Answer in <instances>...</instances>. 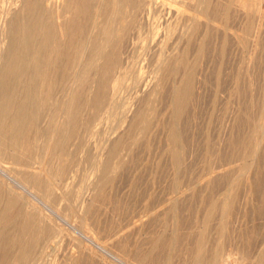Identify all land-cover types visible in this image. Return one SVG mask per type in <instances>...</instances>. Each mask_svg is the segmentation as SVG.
<instances>
[{
	"label": "rangeland",
	"instance_id": "rangeland-1",
	"mask_svg": "<svg viewBox=\"0 0 264 264\" xmlns=\"http://www.w3.org/2000/svg\"><path fill=\"white\" fill-rule=\"evenodd\" d=\"M77 1V7L81 5V2L83 3V0ZM113 1L89 0L91 2L90 12L85 13V16L81 15L82 20L80 17V22L86 24L83 25L84 29L86 28L83 35L85 36L84 38H88L86 41L90 39L91 43L94 42V44L89 43L90 45L87 44L84 48L82 45L84 38L78 44L79 46L77 45L78 47H74L75 49L73 45H70V42L66 46L64 44L63 53L66 51L65 53L67 54L65 55L64 53L65 57L67 58L68 56V59L70 57L71 59L70 61L65 57V60L62 59L61 62L70 63L67 66L66 62L61 63L60 71L64 73L58 72L61 76L57 75L59 79L56 77L58 81H55V84L59 81L61 83V80L67 81L70 76L74 75L72 78L70 77L71 80L64 81L67 84L65 86L63 82L56 84L54 88H59L60 92L53 88L57 94H54V100H56L58 106L55 107L57 113L54 114V117H56L53 123H48L51 120V114L50 117H45L47 112L43 109L42 111L39 110L40 107L38 108V116H41L35 117L34 123L25 125L24 128H22V125L19 127V123L12 127L10 121L16 112L13 108L10 112L8 111V114L2 115L3 117L0 115V132L2 131L0 134V145L2 146H0V171L3 172H0V213L6 212L3 222H0V264H264V135L263 137L260 135V133L264 134V0H254L255 2L253 0H172L174 3L170 0H151L155 1V5H157V13L156 8L151 12V16H154L153 20L151 16L148 18L144 17L145 19L140 16L139 19L138 17L135 19V22L130 20L132 18H129V9L124 6L120 12H123L125 16L122 13V15L119 14L120 17L118 18V15L114 14L116 18L112 19L113 14L110 12L115 4ZM33 2L32 0H0V69L2 71L0 72V81L3 79L2 76L6 78L4 89L0 86V100L2 99L0 106L6 99L11 103L12 98L16 101L12 100L14 104L11 105H17L22 102L27 103L26 87L29 86V90L31 87L39 90L41 86L37 79L39 75H36L37 67L33 63V58L27 60L29 63L27 71H23V73L19 70L21 73L20 77L16 76L19 75L17 74L19 72L16 71L15 75H11L13 71L9 72L10 70H8V61L19 55L18 52L20 51V48L18 49L19 46L17 47L15 43H12V45L17 49L9 44V38L11 34L19 36L20 28L16 26L22 24L23 22L21 21H25L24 18L33 12ZM101 3L103 7L100 5ZM179 4L182 5L179 6ZM104 7L107 9H104ZM168 8L181 11L180 13L185 16L182 17L180 14V16H175V18L174 16L173 18L168 17L166 14ZM26 9L30 12L26 11ZM97 15L98 17H96ZM114 19H118L119 23L114 21ZM90 20L92 23H89ZM16 21L18 22L17 25ZM112 21L119 25L112 23ZM147 21L149 22L147 23ZM93 22L94 24L97 22L96 26ZM132 23L136 24L133 25V27L135 26L134 28L131 27ZM87 24H89L90 30ZM107 24L111 26V29H114L112 27L116 28L112 31L114 36L112 37L113 43L108 44L109 46H103L104 43L102 41L107 39L109 34L103 33L100 28L105 27ZM186 24L190 27L189 29ZM181 26L183 27L180 28ZM120 27L123 30L116 35ZM14 28H17L15 29L17 33ZM155 28L158 32L154 31ZM135 29H137V33L140 30L137 35ZM98 31L100 34H98ZM127 31L128 35H126ZM181 33L183 34L181 35ZM201 34H204V36H201ZM158 35L160 36L158 37ZM115 36L117 37L115 38ZM125 36H129V39ZM101 42L103 43L102 45ZM116 42L119 45L116 46ZM123 42L125 43L124 45L121 44ZM126 44L127 46L131 44V48L128 46V49L125 46ZM156 45H158V48H156ZM81 46L82 49H80ZM96 46L99 50L103 46V52L106 51L105 48L107 47L106 55L105 52L98 51ZM68 47L69 49L73 48L74 51L73 49L68 50ZM13 48L16 50L12 51ZM4 50L12 56L9 53L5 54ZM11 51L14 53L12 54ZM68 51H70V54ZM117 51L119 53H116ZM89 52L97 58H94L93 55L92 57ZM101 52L105 55V60ZM75 54L78 56L77 58ZM95 54L98 55L96 56ZM5 55L6 57H3ZM129 55L130 57L128 58ZM79 56L82 57L80 58ZM90 56L92 58H88ZM100 56L103 59L99 60ZM116 57L117 59L120 58L121 61L120 59L117 60ZM88 59L90 60L88 61ZM112 59L115 60L114 62L119 61L116 69L119 70L120 68V71L117 72L115 69V74L112 72L115 77L111 76L108 78V80L111 79L110 81L115 78L118 79L115 91H113V85L116 79L114 82L107 81L103 75L105 71H102L105 70V66L107 67L106 62L110 60V62L108 61L109 63L107 62L109 65L113 62ZM87 65H91L89 66L90 69H87L89 73L86 69H83L84 66L88 68ZM70 66L71 68L69 69ZM123 66H125L124 69ZM66 67H68L67 70ZM79 71H81L80 74H78ZM5 72L6 74H4ZM116 73L119 74L117 75ZM66 74L69 77H66ZM43 77L44 75L42 77L39 76L42 79ZM60 77L63 79H60ZM80 77L82 79L85 77L84 80L89 78L88 83L87 81H81ZM78 78H80L79 81H77ZM28 79L30 81H27ZM42 79L39 80L42 81ZM7 80H9L8 83ZM80 81L84 83H82L83 86H80L82 85ZM23 82L25 83L24 87ZM92 83L95 84H93V87ZM76 84H78V87ZM108 84H110L111 88ZM14 85L15 88H12ZM90 85L91 91L89 89ZM8 86L9 88H7ZM18 86L19 88H17ZM67 87L69 90L71 88L73 92H71L69 97L65 93L68 90ZM151 87L152 89H150ZM6 89L10 92H6ZM86 89H88L87 92L85 91ZM102 89L107 90L103 92ZM57 91L60 93V97ZM1 92H4L3 95ZM109 94H112L110 95L111 97ZM57 96L58 98L55 99ZM64 97L65 99L68 98L65 100ZM37 98L40 99L42 97L38 96ZM100 98H102V103ZM106 98L110 101H106ZM71 99L76 100L72 104L74 105L72 106V112L74 115L77 114L75 117L73 115V119L75 118L73 121L76 124L71 121L70 125L63 126V123L57 121L61 119L64 121L66 118H61L62 115L59 113H62ZM60 101L61 103L59 104ZM76 102H78L77 105ZM94 104L98 105L97 107L101 108V110L97 109ZM78 106H81L80 109ZM84 109L87 111H84ZM78 111H81V114H78ZM22 114L25 116L24 111H22ZM79 118L81 119L79 120ZM95 120L97 121L96 123ZM55 123H59L58 127L61 130L66 129L63 132L60 129L56 131L55 136H58L59 139L55 136L53 137ZM40 124L43 125L40 126ZM89 125L92 126V129ZM77 126L81 128V134L80 131L78 132L79 128ZM87 126H89V131ZM69 128H73V130ZM75 128L78 133L74 131ZM25 130L30 131L29 133L31 134ZM67 130H70L71 134ZM43 131L46 132V136ZM72 131L74 132L72 133ZM61 132L64 133V137ZM84 132L87 133L82 134ZM75 133H77L76 136ZM89 133L92 134V137ZM47 134L50 137H47ZM12 135H15V138H19V140L10 142ZM67 135L70 136V139L66 138ZM71 135L75 136V138L73 137L74 142ZM26 136L28 139H26ZM29 136H31L30 139ZM83 137H86V139ZM47 138L49 141H47ZM65 140L67 143L69 141V143L64 144ZM48 142L50 143L47 144ZM26 143L34 144L29 145ZM58 143L60 144L58 145ZM9 144L11 145V150L9 149ZM24 144L28 146L26 147ZM54 144L59 147H55ZM42 145L43 148L48 146L43 149ZM51 145L54 148H51ZM20 146L22 147L20 148ZM25 150H28L29 154ZM4 151L5 153H3ZM49 151H53L56 154L55 158H52L54 157L53 152L51 154ZM66 151L65 156L63 153ZM45 153L49 154L45 155ZM255 153L256 155H254ZM13 156L15 157L13 158ZM18 156L19 159L17 160ZM64 156L67 159L65 158L64 160ZM72 156L76 159L75 161ZM20 157H24V159L22 160ZM45 158L47 159L46 162L49 161V163L44 162ZM59 159L62 164L65 163L63 167ZM25 160L29 161V163L27 164ZM71 161L76 166L70 164ZM12 162H17V165ZM44 163L47 165L43 166ZM56 167L58 170H56ZM20 169L22 170L20 171ZM40 169L45 171L42 172ZM50 170H53L54 174ZM67 170L70 172L66 173ZM218 170L221 172L220 174ZM50 173L52 176L54 175L52 178ZM60 174L64 175L61 176ZM66 174L71 175V178ZM47 175H49L48 178L50 179H47ZM60 176L61 181L59 180ZM26 180L29 181L27 182ZM63 180L65 181L63 182ZM58 181L60 182L59 187ZM50 183L51 185H48ZM63 183L65 187L62 186ZM245 186L248 187L246 188ZM62 187H64V190ZM48 189L49 192H46ZM61 192L64 196L60 194ZM175 197L176 199H174ZM167 199L170 200L167 202ZM10 202L13 203V206L9 204ZM29 210L32 214L29 213ZM31 218L35 219V224L31 221L30 227L27 228L24 234L20 225L25 219L27 221ZM133 222H135L136 226ZM114 235L116 237H113ZM88 236L92 242L88 240ZM20 237H22L21 242L24 243V247L26 246V252L29 253L26 254L25 259L14 261L12 256L16 255L19 250V245L17 244L19 241L13 240ZM44 241L47 242L45 243ZM98 247L101 248L99 249ZM31 251L32 253H30Z\"/></svg>",
	"mask_w": 264,
	"mask_h": 264
},
{
	"label": "bare ground",
	"instance_id": "bare-ground-1",
	"mask_svg": "<svg viewBox=\"0 0 264 264\" xmlns=\"http://www.w3.org/2000/svg\"><path fill=\"white\" fill-rule=\"evenodd\" d=\"M171 2H172V0H170ZM169 1V2H170ZM173 1H175V0H173ZM230 1V0H229ZM244 1V0H243ZM254 1V0H253ZM22 2H24V1H22ZM29 2V1H28ZM32 2H33V0H32ZM75 2V0H34V2L32 3L33 4V12H31L29 15H25L26 16V18H24L25 19V21H21V22H23L22 24H18V22L16 23V27L17 28H20V31L18 32L19 34V36H16L15 34L13 35V34H11V36H10V42H9V44H11L12 45V43H15L16 45H17V47H18V49L20 48V51L18 52L19 53V55H17L16 57H14V58H12V59H8L9 61H10V63H9V61H8V70H10L9 72H11V71H13V72H11V75H15V73H17V72H19V70H20V72H23V71H27V68H29L28 67V65H29V63H28V59H32L33 58V63H35L36 64V66L35 67H37V71H36V75L38 76H43L44 75V77H43V79L42 78H39V76H38V81H39V83L41 84V86L39 87V90H38V88L36 89V88H33V87H31L30 88V90H29V86L28 87H26L25 89V94H26V98L28 99V101H27V103H19V104H17V105H11V104H14V103H12V100H15L14 98H12V100H11V103H9L8 102V100L6 99L4 102H3V104H2V106H0V115H1V117H3L2 115H4L5 113H7L8 114V111L10 112V110H15L16 112H15V116L13 117V119L10 121L11 122V125H12V127L14 126V125H16V124H18L19 123V127H20V125H22V128H24V126L25 125H30L32 122H33V120H34V118L35 117H37L39 114H38V108L40 107V109L39 110H41L42 111V109L43 110H45V112H47L46 113V115L47 116H45V117H50V114H51V117H50V122H48V123H53V120H55L54 118L56 117H54V114H56L57 113V109L55 108L56 106H57V102H56V100H54V94H56L54 91L55 90H59V88L58 89H55L54 87L56 86V84L57 83H59V82H57L56 84H55V81H58V80H56L58 77H57V75L59 74L58 72L61 70V63H63V62H66V61H63V62H61L62 61V59H64L65 60V55L67 54V53H65L66 51H64V53H65V55H64V53H63V50L65 49H63V47H64V44H65V46L66 45H68V42H70V45H73V48L74 47H78L79 45L78 44H80L81 42H82V39L85 37V36H83L84 35V31H85V29H84V24L82 23V22H80V17H81V15H84L85 13H87V12H90V10H91V5H90V3L91 2H89V0H83V3L81 2V5L79 6L78 5V7H77V4H78V1L76 0V2ZM80 2V1H79ZM100 2V1H99ZM115 4L113 5V8H112V11L110 12L111 14H113V16L111 17L112 19L115 17L114 16V14L115 15H118L117 17L119 18L120 16H119V14L120 15H122V13L120 12L121 11V8L124 6L125 8H127V9H129V18L131 17L132 19H130L132 22H135V19L138 17V19H139V17L141 16V17H145V18H148L149 16H151V12H152V10L154 9V8H156V6L157 5H155V1L153 2V1H151V0H114L113 1ZM167 2V1H166ZM180 2V1H179ZM217 2V1H216ZM240 2V1H239ZM246 2V1H245ZM252 2V1H251ZM255 2V1H254ZM11 3V2H10ZM106 3V2H105ZM108 3V2H107ZM110 3V2H109ZM172 3H174V2H172ZM177 5H178V3L177 2H175ZM183 3V2H182ZM205 3V2H204ZM246 3H248V2H246ZM3 4V3H2ZM25 4H27V3H25ZM30 4V3H29ZM28 4V5H29ZM32 4H31V6H32ZM97 4H99V3H97ZM157 4V3H156ZM189 4V3H188ZM195 4V3H194ZM213 4V3H212ZM245 4V3H244ZM24 5V4H23ZM92 5H93V3H92ZM101 6H102V3L100 4ZM105 5H107V4H105ZM160 5H162V3H160ZM172 5H174V4H172ZM171 5V6H172ZM180 5H182V4H179V6ZM208 5V4H207ZM224 5V4H223ZM243 5V4H242ZM247 5V4H246ZM74 6V7H73ZM100 6V7H101ZM108 6H109V4H108ZM111 6V5H110ZM159 6V5H158ZM178 6V7H179ZM215 6V5H214ZM77 7V8H76ZM97 7H98V5H97ZM103 7V6H102ZM107 7V6H106ZM106 7H104V9H107ZM160 7V6H159ZM248 7V6H247ZM23 8V7H22ZM25 8V7H24ZM161 8V7H160ZM214 8V7H213ZM216 8V7H215ZM4 9H5V7H4ZM30 9V8H29ZM101 9V8H100ZM175 9H177V8H175ZM189 10H190V8H188ZM192 9V8H191ZM187 10V9H186ZM193 11H194V9H192ZM191 10V11H192ZM215 10V9H214ZM236 10H237V8H236ZM246 10V9H245ZM26 11H29V10H27L26 9ZM25 10H24V12H26ZM94 11V10H93ZM92 11V12H93ZM105 11V10H104ZM155 11V10H154ZM164 11H165V9H164ZM191 11H189V12H191ZM218 11V10H217ZM219 11H221V10H219ZM18 12H19V9H18ZM30 12V11H29ZM91 12V13H92ZM98 12H99V10H98ZM162 12V11H161ZM166 14L168 15V17H172L173 18V16H174V18H175V16L176 17H178V16H180V12L179 11H176V10H173V9H170V8H168V10H166ZM214 12V11H213ZM224 12V11H223ZM13 13V12H12ZM14 13H16V12H14ZM156 13H157V8H156ZM160 13V12H159ZM210 13H211V11H210ZM216 13V12H215ZM235 13V12H234ZM252 13V12H251ZM93 14V13H92ZM99 15H100V13H98ZM103 14H105V13H103ZM187 14V13H186ZM232 14V13H231ZM13 15V14H12ZM123 15H124V13H123ZM126 15L128 16V14L126 13ZM161 15V14H160ZM167 15H166V17H167ZM182 15V17H184L185 15H183V14H181ZM238 15V14H237ZM250 15V14H249ZM264 15V14H263ZM14 16H16V15H14ZM24 16V17H25ZM85 16V15H84ZM104 16V15H103ZM106 16V15H105ZM125 16V15H124ZM123 16V17H124ZM210 16V15H209ZM212 16V15H211ZM239 16V15H238ZM237 16V17H238ZM13 17V16H12ZM93 17L95 18V16L93 15ZM92 17V18H93ZM96 17H98V15L96 16ZM154 17V16H153ZM153 17L151 16V19L153 20ZM158 17V16H157ZM162 17V16H161ZM165 17V18H166ZM188 17H190V16H188ZM221 17V16H220ZM230 17H231V15H230ZM248 17V16H247ZM253 17V16H252ZM84 18H86V17H84ZM109 18H110V16H109ZM116 18V17H115ZM122 18V17H121ZM120 18V19H121ZM144 18V19H145ZM164 18V17H163ZM171 18V19H172ZM187 18V17H186ZM215 18V17H214ZM263 18V17H262ZM99 19V18H98ZM107 19H108V17H107ZM124 19V18H123ZM141 19V18H140ZM212 19V18H211ZM232 19V18H231ZM11 20H12V18H11ZM15 20V19H14ZM21 20H23V19H21ZM81 20H82V17H81ZM87 20H89V19H87ZM97 20V19H96ZM95 20V21H96ZM103 20H104V17H103ZM151 20V21H152ZM163 20V19H162ZM165 20V19H164ZM184 20V19H183ZM237 20V19H236ZM240 20V19H239ZM249 20V19H248ZM13 21V20H12ZM85 21V20H84ZM109 21V20H108ZM114 21H118V23H119V20L117 19V20H115L114 19ZM122 21V20H121ZM129 21V20H128ZM170 21V20H169ZM172 21V20H171ZM190 21V20H189ZM195 21H196V19H195ZM238 21V20H237ZM11 22V21H10ZM87 22V21H86ZM91 22V20L89 21V23ZM98 22V21H97ZM96 22V23H97ZM103 22V21H102ZM137 22H138V20H137ZM145 22H146V20H145ZM149 21H147V23H148ZM153 22V21H152ZM161 22V21H160ZM165 22V21H164ZM175 22V21H174ZM194 22V21H193ZM214 22V21H213ZM216 22V21H215ZM224 22V21H223ZM14 23V22H13ZM13 23H11V24H13ZM92 23V22H91ZM95 23V24H96ZM107 23H109V22H107ZM111 23V22H110ZM109 23V24H110ZM112 23H114V24H118V23H116V22H113L112 21ZM146 23V24H147ZM166 23V22H165ZM164 23V24H165ZM173 23V22H172ZM210 23V22H209ZM241 23V22H240ZM248 23V22H247ZM10 24V25H11ZM93 24H94V22H93ZM94 24V25H95ZM121 24V23H120ZM135 23H132L131 24V27H133V25H134ZM146 24H145V26H146ZM156 24V23H155ZM160 24V23H159ZM158 24V25H159ZM170 24V23H169ZM168 24V25H169ZM174 24V23H173ZM185 24V23H184ZM188 24V23H187ZM186 24V25H187ZM204 24H206V23H204ZM214 24V23H213ZM86 25V24H85ZM89 24H87V26H88ZM103 25V24H102ZM119 25V24H118ZM136 25V24H135ZM138 25V24H137ZM139 25H140V23H139ZM161 25H163V24H161ZM166 25V24H165ZM203 25V24H202ZM250 25V24H249ZM14 26H15V24H14ZM96 26V25H95ZM113 26V25H112ZM114 26H116V25H114ZM156 26H157V24H156ZM155 26V27H156ZM185 26V25H184ZM188 26V25H187ZM212 26H215V25H212ZM211 26V27H212ZM251 26V25H250ZM10 27H12V26H10ZM90 27H93V26H90ZM111 26L110 25H105V27H102V28H100L101 29V31L104 33V32H106V33H108L109 35H107L108 37H107V39H104L102 42L104 43H102L101 42V45L103 44V46L105 45H107V46H109L108 44H111V43H113L112 42V37H114L113 36V30L116 28V27H112V28H114V29H111L110 28ZM130 27V26H129ZM135 27V26H134ZM133 27V28H134ZM140 27V26H139ZM142 27V26H141ZM143 27H144V25H143ZM147 27V26H146ZM164 27V26H163ZM183 26H181L180 28H182ZM200 27V26H199ZM13 28V27H12ZM12 28H10V29H12ZM17 28H14V31H16L15 29H17ZM88 28H89V26H88ZM145 28V27H144ZM157 28H158V26H157ZM161 28H162V26H161ZM190 27L188 26V29H189ZM10 29H9V31H10ZM140 29V28H139ZM159 29V28H158ZM157 29V30H158ZM164 29H165V27H164ZM202 29V28H201ZM89 30H90V28H89ZM123 29H121V27L119 28V31L117 32V34L116 35H118V34H120L119 32L120 31H122ZM131 30V29H130ZM129 30V31H130ZM136 30L137 29H135V32H136ZM211 30H214V29H211ZM13 31V33H15ZM94 31H95V29H94ZM134 31V30H133ZM139 32H140V30H138ZM154 31H156V28H155V30ZM168 31V30H167ZM166 31V32H167ZM184 31V30H183ZM182 31V32H183ZM189 31V30H188ZM200 31V30H199ZM215 31V30H214ZM86 32H87V30H86ZM131 32H132V30H131ZM138 32V33H139ZM151 32V31H150ZM156 32H158V31H156ZM168 32H171L170 30L168 31ZM167 32V33H168ZM180 32H181V30H180ZM223 32V31H222ZM11 33V32H10ZM16 33H17V31H16ZM90 33V32H89ZM93 33V32H92ZM134 33V32H133ZM137 32H136V35L138 34ZM189 33V32H188ZM199 33V32H198ZM7 34V33H6ZM88 34V33H87ZM91 34V33H90ZM97 34V33H96ZM98 34H100L99 33V31H98ZM114 34H115V32H114ZM129 33H128V31H127V33H126V35H128ZM132 34V33H131ZM160 34V33H159ZM183 33H181V35H182ZM13 35V36H12ZM86 35V34H85ZM89 35V34H88ZM104 35V34H103ZM155 35V34H154ZM162 35V34H161ZM164 35V34H163ZM178 35V34H177ZM234 35V34H233ZM83 36V37H82ZM91 37H92V35H90ZM90 36H88L89 38H90ZM120 36V35H119ZM123 36V35H122ZM129 36H131V35H129ZM129 36L127 37V36H125L127 39H129ZM160 35H158V37H159ZM170 36V35H169ZM184 36V35H183ZM187 36V35H186ZM185 36V37H186ZM201 36H204V34L202 35L201 34ZM239 36V35H238ZM104 37H105V35H104ZM117 36H115V38H116ZM136 37H138V36H136ZM152 37V36H151ZM165 37V36H164ZM163 37V38H164ZM182 37V36H181ZM237 39H238V37L237 36H235ZM240 37V36H239ZM87 38V37H86ZM101 38V37H100ZM106 38V37H105ZM123 38V37H122ZM134 38H135V36H134ZM153 38V37H152ZM163 38H162V40H163ZM174 38V37H173ZM184 38V37H183ZM203 38V37H202ZM235 38V39H236ZM1 39V38H0ZM85 39V38H84ZM88 39V38H87ZM87 39H85V40H83L84 42V44L82 43V45H83V47L85 46L86 47V45L88 44V45H90L89 43H91L92 41H90V39L88 40V41H86ZM109 39V40H108ZM120 39V38H119ZM118 39V40H119ZM133 39V38H132ZM131 39V40H132ZM98 40V39H97ZM101 40V39H100ZM114 40V39H113ZM123 40V39H122ZM136 40V39H135ZM134 40V41H135ZM153 40V39H152ZM161 40V39H160ZM161 40V41H162ZM241 40V39H240ZM93 41H94V39H93ZM116 41V40H115ZM124 42H125V40H123ZM129 41V40H128ZM67 42V43H66ZM87 42V43H86ZM96 42V41H95ZM118 42V41H117ZM115 43L116 44V46L117 45H119L118 43ZM121 43V44H125V43ZM130 43H132L131 41H129ZM136 42V41H135ZM159 42V41H158ZM157 42V44L158 45H160L159 43ZM181 42H182V40H181ZM240 42V41H239ZM134 43V42H133ZM173 43V42H172ZM14 44V45H15ZM91 44H94V42L93 43H91ZM96 44V43H95ZM142 44V43H141ZM155 44V43H154ZM161 44H162V42H161ZM179 44H181V43H179ZM187 44V43H186ZM78 45V46H77ZM99 45V44H98ZM150 45V44H149ZM158 45H156V48H158L157 46ZM13 46V45H12ZM12 46H11V48H12ZM92 46V45H91ZM95 46V45H94ZM103 46H102V49L104 50V48H103ZM122 46V45H121ZM125 46H127V44L125 45ZM124 46V47H125ZM128 46H129V44H128ZM127 46V48L129 49V47L131 46V44H130V46L128 47ZM168 46V45H167ZM187 46V45H186ZM13 47H15V46H13ZM84 47V48H85ZM97 47V46H96ZM120 47V46H119ZM124 47H122V48H124ZM140 47V46H139ZM138 47V48H139ZM155 47V46H154ZM178 47V46H177ZM196 47V46H195ZM199 47V46H198ZM7 48V47H6ZM16 48V47H15ZM15 48H13L12 49V51H14V49ZM73 48H70V49H73ZM80 48V47H79ZM87 48H88V46H87ZM91 48H93V47H91ZM101 48V47H100ZM118 48V47H117ZM126 48V49H127ZM131 48V47H130ZM17 49V48H16ZM15 49V50H16ZM69 49V47H68V50H70ZM75 49V48H74ZM74 49H73V51H74ZM80 49H82V46H81V48ZM97 49H98V47H97ZM102 49H100L102 52H103V50ZM108 48L106 47L105 48V50L106 51H108L107 50ZM113 49V48H112ZM125 49V48H124ZM140 49V48H139ZM155 49V48H154ZM162 49V48H161ZM169 49V48H168ZM177 49V48H176ZM85 50V49H84ZM92 50H94V49H92ZM99 49H98V51H100ZM114 50V49H113ZM113 50H112V52H113ZM121 50V49H120ZM138 50V49H137ZM142 50V49H141ZM151 50H153V49H151ZM192 50V49H191ZM5 51V50H4ZM9 51H10V49H9ZM11 51V52H12ZM77 51H78V49H77ZM80 51V50H79ZM83 51V50H82ZM91 51V50H90ZM106 51H104L105 52V55H106ZM110 51V50H109ZM122 51H123V49H122ZM121 51V52H122ZM153 51H155V50H153ZM160 51V50H159ZM169 51V50H168ZM69 52V54H70V51H68ZM76 52V51H75ZM84 52V51H83ZM82 52V53H83ZM96 52V51H95ZM94 52V53H95ZM101 52V53H102ZM103 52V53H104ZM111 52V53H112ZM120 52V53H121ZM125 52V51H124ZM130 52V51H129ZM132 52H133V49H132ZM131 52V53H132ZM140 52V51H139ZM4 53V52H3ZM7 52L5 51V54H6ZM9 53V52H8ZM7 53V54H8ZM14 52H12V54H13ZM73 53V52H72ZM71 53V54H72ZM80 53V52H79ZM89 53H91V52H89ZM88 53V54H89ZM97 53V52H96ZM102 53V54H103ZM109 53V52H108ZM116 53H119V51H117ZM150 53V52H149ZM10 54V53H9ZM84 54V53H83ZM85 54H86V52H85ZM99 54V53H98ZM97 54V55H98ZM101 54V55H102ZM110 54V53H109ZM113 54V53H112ZM124 54V53H123ZM134 54V53H133ZM174 54V53H173ZM11 55V54H10ZM10 55H9V57H10ZM76 55V54H75ZM80 55V54H79ZM94 56V54H92L91 53V56ZM96 55V54H95ZM96 55V56H97ZM100 55V54H99ZM104 55V54H103ZM102 55V56H103ZM105 55L103 56L104 57V60H105ZM128 55V54H127ZM132 55V54H131ZM140 55V54H139ZM12 56V55H11ZM73 56V55H72ZM83 56V55H82ZM81 56V57H82ZM89 56V55H88ZM88 57V58H92V57ZM102 56H100V59L99 60H101V58L103 59V57ZM110 56V55H109ZM111 56H113V55H111ZM114 56H116V55H114ZM146 56V55H145ZM3 57H6V55L5 56H3ZM65 57V58H64ZM70 57V56H69ZM76 58L78 57L77 55L75 56ZM80 57V56H79ZM80 57V58H81ZM99 57V56H98ZM121 57V56H120ZM123 57H125V56H123ZM130 57V55L128 56V58ZM1 58V57H0ZM86 58V57H85ZM94 58H97V57H95L94 56ZM110 58V57H109ZM113 58V57H112ZM4 59V58H3ZM66 59H68V56H67V58ZM70 59H71V57H70ZM70 59H68L69 61H70ZM73 59H75V58H73ZM108 59V58H107ZM116 59H117V57H116ZM120 59V58H119ZM119 59H117V60H119ZM127 59V58H126ZM131 59V58H130ZM165 59V58H164ZM67 60V61H68ZM82 60V59H81ZM83 60H84V56H83ZM90 59H88V61H89ZM97 60V59H96ZM113 60V62L111 63V64H107V62L109 61L110 62V60H108L107 62H106V65H107V67L105 66L104 68H105V70H102V71H105V73L103 72V75L106 77V79H107V81H109V82H114V80L116 79H113L112 81H110V80H108V78H110L111 76H114L115 77V75H112V72L114 73V71H115V69L117 68V66H118V64H119V61L118 62H114L115 60L114 59H112ZM111 60V61H112ZM134 60V59H133ZM166 60H167V56H166ZM85 61V60H84ZM87 61V62H88ZM93 61H95V60H93ZM92 61V62H93ZM120 61H121V59H120ZM127 61H128V59H127ZM164 61V60H163ZM74 61H72V63H73ZM92 62H91V65H92ZM108 62V63H109ZM165 62H167V61H165ZM164 62V63H165ZM67 63V62H66ZM65 63V64H66ZM68 63H70V62H68ZM68 63L66 64V66L68 65ZM77 63V62H76ZM81 63V62H80ZM89 63V62H88ZM130 63V62H129ZM73 64H75V62L73 63ZM87 64V63H86ZM90 64V63H89ZM120 64H121V62H120ZM126 64V63H125ZM6 65H7V63H6ZM77 65H78V63H77ZM85 65V64H84ZM91 65H89V66H91ZM65 66V65H64ZM64 66H63V69L65 70V68H64ZM75 66V65H74ZM80 66V65H79ZM82 66H83V64H82ZM88 66V65H87ZM88 66V68H85L86 66H84V68L83 69H90V67ZM94 66V65H93ZM121 66H122V64H121ZM140 66V65H139ZM6 67V66H5ZM95 67V66H94ZM93 67V68H94ZM120 67V66H119ZM124 67L125 66H123V69H124ZM3 68V67H2ZM71 68V66L69 67V69ZM74 68H76V67H74ZM73 68V69H74ZM80 68V67H79ZM134 68V67H133ZM4 69H6V68H4ZM22 69V70H21ZM26 69V70H25ZM32 69H34V68H32ZM68 69V67H66V70ZM72 69V70H73ZM78 69V68H77ZM81 69V68H80ZM122 69V70H123ZM136 69V68H135ZM76 70V69H75ZM74 70V71H75ZM4 71V70H3ZM17 71V72H16ZM73 71V72H74ZM82 71V70H81ZM81 71H79V73L78 74H80V72ZM117 71H120V68H119V70H117L116 69V72ZM0 72H2L1 71V69H0ZM17 73V74H19V75H16L17 77L19 76H21V73ZM68 72H69V70L67 71V74H68ZM71 73H72V71H70ZM82 72H84V73H89V70H87V72L86 71H82ZM95 72V71H94ZM24 73V72H23ZM60 73H61V71H60ZM62 73H64V72H62ZM61 73V74H62ZM99 73H100V71H99ZM4 74H6V72L4 73ZM8 74V73H7ZM35 74V73H34ZM66 74V77L68 76L69 77V75H67ZM83 74V73H82ZM81 74V75H82ZM91 74H93L92 72H91ZM115 74V73H114ZM117 74V73H116ZM119 74V73H118ZM117 74V75H118ZM123 74V73H122ZM0 75H1V73H0ZM10 75V76H11ZM22 75H24V74H22ZM60 75V74H59ZM74 75V74H73ZM72 75V76H73ZM101 75V74H100ZM102 75V76H103ZM48 76V77H47ZM61 76V75H60ZM72 76H70L71 78H72ZM80 76V75H79ZM78 76V77H79ZM82 76H84V75H82ZM87 76V75H86ZM85 76V77H86ZM103 76V77H104ZM125 76V75H124ZM6 77H8V76H6ZM24 77V76H23ZM30 77H31V75H30ZM29 77V78H30ZM57 77V78H56ZM63 77V76H62ZM62 77H60V79L62 78ZM64 77H65V75H64ZM70 77H69V79H70ZM85 77L82 79V77H80L82 80L81 81H87V83H88V79H86V80H84L85 79ZM90 77H92V76H90ZM101 77V76H100ZM103 77H102V79H103ZM2 80L0 81V86H1V88H3L4 89V86H5V80H6V78H4L3 76H2ZM11 78V77H10ZM13 78V77H12ZM32 78H34V77H32ZM76 78H77V76H76ZM80 78H78V80L77 81H79L80 80ZM9 79V78H8ZM19 79V78H18ZM31 79V78H30ZM39 79H42V81L41 80H39ZM59 79V78H58ZM63 79V78H62ZM67 79V78H66ZM69 79L67 80V81H69ZM101 79V78H100ZM101 79V80H102ZM105 79V78H104ZM103 79V80H104ZM144 79V78H143ZM22 80V79H21ZM26 80V79H25ZM71 80V79H70ZM8 81L9 80H7V83H8ZM27 81H30L29 79L27 80ZM41 81V82H40ZM62 82H63V84H64V86L65 85H67V84H65L64 83V81H66V80H61ZM66 81V82H67ZM81 81H80V84H82L81 83ZM91 81V80H90ZM97 81V80H96ZM104 81H106V80H104ZM104 81H103V83H104ZM106 81V82H107ZM17 82V81H16ZM16 82H15V85H16ZM25 82V81H24ZM23 82V83H24ZM61 82V83H62ZM30 83V82H29ZM34 83H35V81H34ZM36 83L38 84V82L36 81ZM61 83H59V84H61ZM72 83V82H71ZM74 83H75V80H74ZM79 83V82H78ZM86 83V82H85ZM99 83V82H98ZM12 84V83H11ZM18 84H19V81H18ZM84 84V83H83ZM83 84L82 85H80V86H83ZM89 84H91V82H89ZM93 84L94 83H92V87H93ZM102 84V83H101ZM106 84V83H105ZM111 84V83H110ZM110 84H108V86L110 85ZM117 84H118V79H116L115 80V82H114V85H113V91H115L116 90V87H117ZM140 84V83H139ZM15 85H14V87H12V88H15ZM24 85H25V83L23 84V87H24ZM75 85V84H74ZM73 85V86H74ZM77 85V87H78V84H76ZM86 85V84H85ZM95 85V84H94ZM97 85H99V84H97ZM112 85V84H111ZM149 85H150V83H149ZM70 86H71V84H70ZM106 86V85H105ZM105 86H104V88H105ZM86 87V86H85ZM103 87V86H102ZM110 88H111V86H109ZM1 88H0V90H1ZM6 88V87H5ZM7 88H9V86L7 87ZM17 88H19V86L17 87ZM16 88V89H17ZM55 90H54V89ZM57 88V87H56ZM61 88V87H60ZM68 88V87H67ZM80 88V87H79ZM87 88V87H86ZM91 88V85H90V87H89V89ZM107 88V87H106ZM63 89V88H62ZM72 89H73V87H72ZM84 89V88H83ZM92 89V88H91ZM91 89H90V91H91ZM109 89V88H108ZM124 89V88H123ZM150 89H152V87L150 88ZM19 90V89H18ZM21 90H23V89H21ZM77 90V89H76ZM107 90V89H106ZM106 90H103L102 89V91L104 92V91H106ZM112 90V89H111ZM6 92H10V91H8V89H6L5 90ZM11 91H12V89H11ZM84 91V90H83ZM86 92L88 91V89H86L85 90ZM102 91H101V94H102ZM191 91H192V89H191ZM16 92V91H15ZM23 92V91H22ZM58 92V91H57ZM59 92H60V90H59ZM58 92V93H59ZM61 92H63L62 90H61ZM71 88H70V90H69V88H68V90H66V94H67V96L69 97L70 95H71ZM142 92V91H141ZM2 93V92H1ZM4 93V92H3ZM3 93H2V95H3ZM12 93V92H11ZM73 93V92H72ZM75 93V92H74ZM192 93V92H191ZM83 94V93H82ZM113 94V93H112ZM112 94H109V96L110 95H112ZM20 95H21V92H20ZM57 95V94H56ZM55 95V96H56ZM73 95V94H72ZM86 95V94H85ZM88 95V94H87ZM94 95V94H93ZM104 95V94H103ZM106 95H108V94H106ZM11 96H12V94H11ZM10 96V97H11ZM22 96V95H21ZM20 96V97H21ZM38 96H41L42 98H40V99H38L37 97ZM59 97H60V93H59V95H58ZM58 96L57 97H55V99H57L58 98ZM2 97V96H1ZM16 97V96H15ZM66 97V96H65ZM65 97H64V99H65ZM67 97V98H68ZM111 97V96H110ZM110 97H109V99H110ZM6 98H7V95H6ZM23 98H24V96H23ZM62 98V97H61ZM66 98V99H67ZM103 98H104V96H103ZM10 99V98H9ZM65 99V100H66ZM70 99V98H69ZM98 99V98H97ZM101 99L102 98H100V102L102 103V101H101ZM2 100V99H1ZM0 100V101H1ZM24 100H25V98H24ZM61 100H63V99H61ZM99 100V99H98ZM108 100V98H106V101ZM16 101V100H15ZM19 101V100H18ZM69 101V100H68ZM67 101V102H68ZM73 101H76V100H70L67 104L68 105H66V107H65V105H64V109H63V111H62V113H59V114H61L62 116H61V118L63 117V118H66L64 121H62L63 119H61V120H58L57 122H59V123H63V126H65V125H68L71 121H73L74 119H73V112H72V106H74V105H72L73 104ZM104 101V100H103ZM106 101H105V104H106ZM108 101H110V100H108ZM114 101V100H113ZM2 102V101H1ZM79 102V101H78ZM78 102H76V105H77V103ZM89 102V101H88ZM95 102H97V101H95ZM99 102V103H100ZM61 103V101L59 102V104ZM63 103V102H62ZM80 103H82V102H80ZM100 103V104H101ZM113 103V102H112ZM64 104V103H63ZM62 104V105H63ZM97 104V103H96ZM96 104H94V105H96ZM104 104V103H103ZM102 104V105H103ZM80 105V104H79ZM89 105V104H88ZM98 105H96V107H97ZM106 106V105H105ZM58 107V106H57ZM81 107V106H80ZM80 107L78 106V108L80 109ZM85 107V106H84ZM102 107V106H101ZM107 107V106H106ZM186 107V106H185ZM13 108V109H12ZM60 108V107H59ZM90 108V107H89ZM89 108H88V110H89ZM95 108V107H94ZM94 108H92V109H94ZM55 109V110H54ZM97 109H99L98 107H97ZM104 109H105V107H104ZM52 110H54V111H52ZM76 110H77V106H76ZM99 110H101V108L99 109ZM98 110V111H99ZM127 110V109H126ZM22 111H24V113H25V116L22 114ZM59 111H61V110H59ZM81 111H82V109H81ZM80 111V112H81ZM84 111H87V110H85L84 109ZM83 111V112H84ZM91 111V110H90ZM94 111V110H93ZM97 111V112H98ZM124 111V110H123ZM44 112V111H43ZM51 112V113H50ZM79 111H78V114L80 113ZM92 112V111H91ZM75 113V112H74ZM93 114H94V112H92ZM95 113H96V111H95ZM100 113V112H99ZM6 114V115H7ZM22 114V115H21ZM81 114V113H80ZM85 114V113H84ZM102 114H104V113H102ZM118 114V113H117ZM125 114V113H124ZM77 115V114H76ZM76 115H74V117L76 116ZM83 115V114H82ZM88 115V114H87ZM97 115H101V114H97ZM97 115H95V116H97ZM41 116V115H40ZM40 116H38V117H40ZM80 116V115H79ZM91 116H92V114H91ZM129 116V115H128ZM255 116V115H254ZM59 116H58V114H57V118H58ZM80 117H82V116H80ZM84 117V116H83ZM86 117V116H85ZM8 118V117H7ZM56 118V119H57ZM100 118V117H99ZM253 118V117H252ZM37 119V118H36ZM44 119V118H43ZM60 119V118H59ZM81 118H79V120H80ZM83 119V118H82ZM86 119H87V117H86ZM101 119V118H100ZM260 119V118H259ZM7 120V119H6ZM38 120H40V119H38ZM41 120H42V118H41ZM44 120H46V119H44ZM77 120H78V117H77ZM89 120V119H88ZM97 120V119H96ZM95 120V123L97 122ZM99 120V119H98ZM2 121H3V119H2ZM85 121V120H84ZM83 121V122H84ZM76 122H79V121H76ZM81 122V121H80ZM94 122V121H93ZM125 122V121H124ZM254 122V121H253ZM2 123V122H1ZM3 123H5V122H3ZM21 123V124H20ZM34 123V122H33ZM43 123H44V121H43ZM47 123V124H48ZM58 123V124H59ZM73 123H74V121H73ZM94 123V124H95ZM58 124H54V127H55V130H54V132H53V137L56 135V131H58L59 129H60V127H58L59 125ZM74 124H76V123H74ZM74 124H72V125H74ZM83 124V123H82ZM88 124V123H87ZM90 124V123H89ZM93 124V125H94ZM4 125V124H3ZM33 125V124H32ZM41 125H43V124H40V126ZM45 125V124H44ZM70 125V124H69ZM81 125V124H80ZM92 125V124H91ZM91 125H89V126H91ZM260 125V124H259ZM89 126H87V128L89 127ZM99 126V125H98ZM15 127H17V126H15ZM28 127V126H27ZM69 127H71V126H69ZM76 127V126H75ZM81 127H82V125H81ZM94 127H95V125H94ZM261 127L263 128V126L261 125ZM3 128V127H2ZM35 128V127H34ZM33 128V129H34ZM41 128V127H40ZM48 128V127H47ZM63 128H65V127H63ZM74 128V127H73ZM73 128H69L70 130H73ZM77 128H79L78 126H77ZM85 128H86V123H85ZM84 128V129H85ZM12 129V128H11ZM28 129V128H27ZM50 129V128H49ZM48 129V131H50ZM80 129L81 128H79L78 129V132L80 131ZM84 129H83V131H84ZM91 129H92V126H91ZM96 129H97V127H96ZM102 129V128H101ZM253 129V128H252ZM2 130V129H1ZM5 130V129H4ZM45 130H47V129H45ZM44 130V131H45ZM61 130V129H60ZM66 130V129H65ZM65 130H61L62 132L63 131H65ZM69 130V131H70ZM98 130H100V129H98ZM261 130V129H260ZM20 131H21V129H20ZM25 131H28V130H25ZM30 131H32L31 129H30ZM30 131H28L27 133H29ZM35 131H36V128H35ZM43 131V132H44ZM68 131V130H67ZM68 131V132H69ZM74 131H76L77 132V130H76V128H75V130ZM74 131H72V133L74 132ZM88 131H89V128H88ZM87 131V132H88ZM94 131H95V129H94ZM7 132V131H6ZM6 132H5V135H6ZM23 132V131H22ZM33 132V131H32ZM61 132V133H62ZM77 132V133H78ZM87 132H84V133H82V134H85V133H87ZM90 132H91V130H90ZM99 132V131H98ZM261 132L263 133V131L261 130ZM2 133V131L0 132V134ZM15 133V132H14ZM24 133V132H23ZM26 133V132H25ZM35 133V132H34ZM45 133L46 132H44V135H45ZM50 133V132H49ZM77 133H75V136L77 135ZM16 134V133H15ZM29 134H31V133H29ZM51 134V133H50ZM59 134H60V132H59ZM63 134L64 133H62V136H63ZM70 134H71V131H70ZM69 133H68V135H70ZM80 134H81V131H80ZM90 134V133H89ZM92 134H93V131H92ZM92 134H90V136L92 135ZM97 134V133H96ZM19 135H20V133H19ZM37 135V134H36ZM48 135V134H47ZM57 135H58V133H57ZM66 136V138H69L70 136ZM260 135H262V137H263V135L264 134H261L260 133ZM17 136V135H16ZM22 136H24L25 137V135H23L22 134ZM31 136H33V135H31ZM31 136H29V139H30V137ZM46 136V135H45ZM65 136V135H64ZM63 136V137H64ZM72 136V135H71ZM75 136L73 135L71 138L73 139V137L75 138ZM83 136V135H82ZM86 136H88L87 134H86ZM121 136V135H120ZM170 136V135H169ZM19 137V136H18ZM38 137V136H37ZM47 137H50L49 135L47 136ZM53 137H51V138H53ZM56 137V136H55ZM92 137V136H91ZM95 137V136H94ZM251 137V136H250ZM45 138V137H44ZM57 139H59L58 138V136L56 137ZM82 138V137H81ZM81 138H79V139H81ZM83 138H85L86 139V137H83ZM10 142H14V140L16 141V140H19V138L17 139V138H15V135L13 136L12 135V137H10ZM26 139H28L27 138V136H26ZM32 139V138H31ZM48 139V138H47ZM54 139V138H53ZM52 139V140H53ZM56 139V140H57ZM63 139V138H62ZM70 139V138H69ZM87 139H89V138H87ZM108 139V138H107ZM259 139H260V137H259ZM24 140V139H23ZM22 140V141H23ZM35 140V139H34ZM39 140V139H38ZM44 140H46V139H44ZM51 140V139H50ZM55 140V139H54ZM54 140H53V143H54ZM76 140H77V138H76ZM82 140V139H81ZM110 140V139H109ZM109 140H107V141H109ZM132 140V139H131ZM255 140V139H254ZM261 140H263V138H261ZM2 141H4V140H2ZM21 141V140H20ZM29 141V140H28ZM27 141V142H28ZM36 141V140H35ZM47 141H49V139L47 140ZM60 141H61V139H60ZM59 141V142H60ZM68 141V140H67ZM72 141V140H71ZM88 141V140H87ZM92 141V140H91ZM111 141V140H110ZM117 141V140H116ZM9 142V143H10ZM25 142H26V140H25ZM24 142V143H25ZM32 142H33V139H32ZM44 142V141H43ZM42 142V143H43ZM51 142V141H50ZM50 142H48L47 144H49ZM73 142H74V139H73ZM112 142V141H111ZM3 143V142H2ZM52 143V142H51ZM53 143H52V145H53ZM64 144L65 143H67L66 142V140L63 142ZM68 143H69V141H68ZM67 143V144H68ZM71 143V142H70ZM76 143V142H75ZM75 143H73V144H75ZM80 144H82L81 142H79ZM79 143H77V144H79ZM85 143V142H84ZM107 143V142H106ZM180 143V142H179ZM242 143V142H241ZM246 143V142H245ZM21 144H23V143H21ZM26 144H29V143H26ZM26 144H24L25 146H26ZM31 144V143H30ZM29 144V145H30ZM32 144H34V143H32ZM31 144V145H32ZM60 143H58V145H59ZM248 144V143H247ZM254 144V143H253ZM10 145V144H9ZM52 145H51V148H54V147H52ZM55 145V144H54ZM57 145V144H56ZM55 145V147H59V146H56ZM1 146V145H0ZM17 146V145H16ZM28 146V145H27ZM26 146V147H27ZM46 146V145H45ZM48 146V145H47ZM46 146V147H47ZM62 146H63V144H62ZM65 146V145H64ZM68 146V145H67ZM71 146V145H70ZM73 146V145H72ZM79 146V145H78ZM88 146H89V144H88ZM260 146V145H259ZM2 147V146H1ZM22 146H20V148H21ZM30 147V146H29ZM36 147H37V145H36ZM46 147H44L45 149H46ZM69 147V146H68ZM87 147V146H86ZM11 148V145L9 146V149ZM23 148H25V147H23ZM42 148H43V145H42ZM43 148V149H44ZM50 148V147H49ZM56 148V150H58ZM63 148V147H62ZM61 148V149H62ZM66 148V147H65ZM72 149H73V147H71ZM70 148V149H71ZM261 148V147H260ZM2 149V148H1ZM8 149V150H9ZM28 149V148H27ZM30 149H31V147H30ZM33 149V148H32ZM43 149H42V153H43ZM64 149V148H63ZM62 149V150H63ZM75 149V148H74ZM80 149V148H79ZM123 149V148H122ZM179 149V148H178ZM3 150V149H2ZM4 150H5V148H4ZM11 150V149H10ZM9 150V151H10ZM23 150V149H22ZM52 150V149H51ZM65 150V149H64ZM66 150H67V148H66ZM105 150V149H104ZM260 150V149H259ZM15 151V150H14ZM26 152L28 151V150H25ZM30 151V150H29ZM33 151V150H32ZM46 151V150H45ZM54 151V150H53ZM53 151H51V152H53ZM71 151V150H70ZM77 151V150H76ZM11 152V151H10ZM20 152V151H19ZM50 151H49V153H51ZM101 152V151H100ZM252 152V151H251ZM0 153H1V151H0ZM3 153H5V151L3 152ZM28 153V152H27ZM32 153V152H31ZM34 153V152H33ZM36 153V152H35ZM48 153V154H49ZM61 153V152H60ZM66 153H67V151L66 152H64L63 154H65V156H66ZM7 154V153H6ZM21 154V153H20ZM24 154V153H23ZM26 154V153H25ZM29 154V153H28ZM48 154H46L45 153V155H48ZM52 154V153H51ZM63 154H61V155H63ZM74 154H75V151H74ZM73 153H72V155H74ZM3 155V154H2ZM12 155V154H11ZM16 155V154H15ZM53 155H54V157H52V158H55V156H56V154H54V152H53ZM101 155V154H100ZM104 155V154H103ZM254 155H256V153L254 154ZM4 156V155H3ZM3 156H1V157H3ZM6 156V155H5ZM21 156H23V155H21ZM26 156V155H25ZM40 156V155H39ZM38 156V157H39ZM44 156V155H43ZM58 156H60L59 154H58ZM64 156V160H65V157ZM70 156V155H69ZM69 156H68V158H69ZM75 156V155H74ZM250 156V155H249ZM10 157H12V156H10ZM9 157V158H10ZM15 156H13V158H14ZM17 157V156H16ZM34 157V156H33ZM36 157H37V155H36ZM47 157H49V156H47ZM73 157V156H72ZM76 157V156H75ZM257 157V156H256ZM5 158V157H4ZM26 158V157H25ZM28 158V157H27ZM51 158V159H52ZM57 158V157H56ZM60 158V157H59ZM74 158V157H73ZM254 158V157H253ZM3 159V158H2ZM11 160H12V158H10ZM19 159V156H18V158H17V160ZM20 159H24V157L22 158V157H20ZM32 159V158H31ZM31 159H29V160H31ZM36 159V158H35ZM34 159V160H35ZM50 159V160H51ZM60 159H62V158H60ZM60 159H59V162H60ZM67 159V158H66ZM103 159V158H102ZM230 159V158H229ZM46 158H45V161L44 162H46ZM56 160V159H55ZM58 160V159H57ZM71 160V159H70ZM76 159L74 158V161H75ZM97 160H99V159H97ZM223 160V159H222ZM16 161V160H15ZM14 161V162H15ZM20 161V160H19ZM26 162H27V160H25ZM68 161V160H67ZM254 161H255V159H254ZM18 162V161H17ZM16 162V163H17ZM21 163H22V161H20ZM40 162H42V161H40ZM58 162V163H59ZM98 162V161H97ZM101 162H102V160H101ZM101 162H100V164H101ZM104 162V161H103ZM247 162V161H246ZM250 162H252V161H250ZM13 163V162H12ZM16 163H13V164H16ZM29 163V161L27 162V164ZM46 163H49V161L48 162H46ZM61 164H62V162H60ZM68 163V162H67ZM77 163H79L78 161H77ZM232 163V162H231ZM53 164H54V162H53ZM63 164H65V163H63ZM63 164H62V167H63ZM70 164H73V165H75V163H72V161H71V163ZM248 164V163H247ZM250 164V163H249ZM7 165H9V164H7ZM17 165V164H16ZM18 165H20V164H18ZM45 165H47V164H45L44 163V165L43 166H45ZM49 165V164H48ZM105 165V164H104ZM217 165V164H216ZM22 166H24V165H22ZM56 166L57 167H59L60 168V166H58L57 164H56ZM69 166V165H68ZM67 166V167H68ZM70 166H72V165H70ZM76 166V165H75ZM1 167V166H0ZM30 167V166H29ZM32 167H34V166H32ZM31 167V168H32ZM46 167H48V166H46ZM56 167V168H57ZM213 167V166H212ZM227 167V166H226ZM239 167V166H238ZM254 167V166H253ZM20 168H22V167H20ZM31 168H30V170H31ZM51 168H52V166H51ZM51 168H48V169H51ZM73 168V167H72ZM71 168V169H72ZM228 168V167H227ZM29 169V168H28ZM44 169V168H43ZM47 169V168H46ZM65 169V168H64ZM220 169V168H219ZM222 169V168H221ZM8 170V169H7ZM13 170H15V169H13ZM22 169H20V171H21ZM41 170V169H40ZM56 170H58V168L56 169ZM63 170V169H62ZM73 170H74V168H73ZM98 170V169H97ZM5 171H6V169H5ZM19 171V170H18ZM17 171V173H19ZM29 171V170H28ZM42 171V170H41ZM43 171H45V170H43ZM42 171V172H43ZM51 171V170H50ZM49 171V172H50ZM53 171V170H52ZM51 171V172H52ZM54 171H55V169H54ZM60 171H61V169H60ZM64 171V170H63ZM219 171V170H218ZM238 171V170H237ZM1 172V171H0ZM7 172V171H6ZM67 172H70L69 170H67L66 171V173ZM72 172V171H71ZM98 172H100V171H98ZM1 173H3V172H1ZM5 173V172H4ZM31 173V172H30ZM53 173V172H52ZM55 173H58V172H55ZM61 173V172H60ZM63 173V172H62ZM219 174L221 173L220 171L218 172ZM16 174V173H15ZM49 174V173H48ZM54 174V173H53ZM71 174V173H70ZM247 174V173H246ZM4 175V174H3ZM17 175V174H16ZM20 175V174H19ZM30 175V174H29ZM32 175V174H31ZM39 175V174H38ZM45 175V174H44ZM50 175H51V173H50ZM58 175V174H57ZM57 175H55V176H57ZM61 175V174H60ZM62 175H64V174H62ZM61 175V176H62ZM67 175V174H66ZM65 175V176H66ZM99 175V174H98ZM18 176V175H17ZM21 176V175H20ZM35 176V175H34ZM42 176H43V174H42ZM41 176V177H42ZM48 176L49 175H47V179H50V178H48ZM54 176V175H53ZM52 175H51V178L53 177ZM61 176L59 177L60 179V181H61ZM67 176H70L69 178H71V175H67ZM7 177V176H6ZM19 177V176H18ZM33 177V176H32ZM37 177H40V176H37ZM216 177V176H215ZM236 177V176H235ZM234 177V178H235ZM8 178V177H7ZM46 178V177H45ZM54 178H57V177H54ZM29 179V178H28ZM40 179V178H39ZM73 179V178H72ZM207 179V178H206ZM205 179V180H206ZM68 180V179H67ZM247 180V179H246ZM27 182L29 181V180H26ZM48 181V180H47ZM65 180H63V182H64ZM234 181V180H233ZM232 181V182H233ZM33 182V181H32ZM35 182V181H34ZM54 182V181H53ZM59 182V181H58ZM95 182V181H94ZM200 182V181H199ZM17 183V182H16ZM25 183V182H24ZM37 183H38V181H37ZM57 183V182H56ZM66 183V182H65ZM90 183V182H89ZM28 184V183H27ZM32 184V183H31ZM30 184V185H31ZM36 184V183H35ZM40 184H41V182H40ZM59 185H58V187L60 186V182L58 183ZM204 184H206V183H204ZM203 184V185H204ZM38 185V184H37ZM47 185V184H46ZM48 185H51V183L50 184H48ZM56 185V184H55ZM200 185V184H199ZM57 186V185H56ZM55 186V187H56ZM62 186H64V183H63V185ZM30 187V186H29ZM34 187H35V185H34ZM65 187V186H64ZM64 187H62V189L64 188ZM67 187V186H66ZM246 187V186H245ZM248 187V186H247ZM246 187V188H247ZM39 188H40V186L38 187V190H39ZM46 188H48V187H46ZM50 188V187H49ZM21 189V188H20ZM55 189V188H54ZM25 190V189H24ZM64 190V189H63ZM66 190H67V188H66ZM54 191V190H53ZM56 191H57V189H56ZM185 191V190H184ZM10 192V191H9ZM26 192V191H25ZM46 192H49V189H48V191L46 190ZM63 192V191H62ZM62 192L60 193V194H62ZM65 192H67V191H65ZM64 192V193H65ZM38 193H39V191H38ZM69 193V192H68ZM182 193V192H181ZM32 194V193H31ZM55 194V193H54ZM53 194V195H54ZM7 195H9V194H7ZM30 195V194H29ZM52 195V196H53ZM63 195V194H62ZM67 195H69V194H67ZM67 195H66V197H67ZM44 196V195H43ZM46 196H47V194H46ZM64 196V195H63ZM22 197V196H21ZM51 197V196H50ZM36 198V197H35ZM4 199V198H3ZM46 199V198H45ZM171 199V198H170ZM170 199H167V202L170 200ZM174 199H176V197L174 198ZM21 200V199H20ZM24 200H25V198H24ZM39 200V199H38ZM228 200V199H227ZM48 201V200H47ZM87 201V200H86ZM173 201V200H172ZM33 202V201H32ZM36 202V201H35ZM40 202V201H39ZM166 202V203H167ZM174 202V201H173ZM173 202H171V203H173ZM19 203V202H18ZM26 203H28V202H26ZM10 205L12 204V206H13V203L12 202H10L9 203ZM169 204H170V202H169ZM6 205V204H5ZM22 206H23V204H21ZM29 205V204H28ZM167 205H168V203H167ZM32 206V205H31ZM172 206V205H171ZM170 206V207H171ZM16 207V206H15ZM14 207V208H15ZM25 207H26V205H25ZM25 207H24V209H25ZM28 207V206H27ZM169 207V206H168ZM47 208V207H46ZM15 210V209H14ZM27 210V209H26ZM31 210V209H30ZM29 210V211H30ZM223 210V209H222ZM83 211H84V208H83ZM233 211V210H232ZM5 211L4 212H2V213H0V222L4 219V217H5ZM29 213H31V211L29 212ZM32 214V213H31ZM29 215V214H28ZM36 216H37V214H35ZM41 215V214H40ZM57 215V214H56ZM24 216V215H23ZM30 216V215H29ZM28 218H30V217H28ZM42 220V219H41ZM40 220V221H41ZM139 220V219H138ZM142 220V219H141ZM33 222V224H35V219H28L27 221H26V219H25V221L22 223V225H20L21 226V231L22 232H24V234H25V232H26V230H27V228H29L30 227V222ZM3 222V221H2ZM31 222V223H32ZM42 222V221H41ZM46 222V221H45ZM137 222V221H136ZM143 222V221H142ZM40 223V222H39ZM51 223V222H50ZM139 223H140V221H139ZM37 224V223H36ZM44 224H46V223H44ZM133 224L135 225V222H133ZM32 225V224H31ZM47 226L49 227V225L47 224ZM136 226V225H135ZM140 226V225H139ZM8 227V226H7ZM40 227H41V225H40ZM44 227H45V225H44ZM47 227V228H48ZM134 227V226H133ZM133 227H132V229H133ZM35 228V227H34ZM16 229V228H15ZM135 229V228H134ZM14 230V229H13ZM35 230V229H34ZM39 230H40V228H39ZM12 231V230H11ZM33 232V231H32ZM37 232H39L38 230H37ZM36 232V233H37ZM44 232V231H43ZM43 232H42V234H43ZM10 233V232H9ZM34 233V232H33ZM23 234V235H24ZM118 234V233H117ZM124 234V233H123ZM50 235V234H49ZM115 235H116V233H115ZM113 236V237H116V236ZM17 236V235H16ZM34 236V235H33ZM124 236V235H123ZM86 237V236H85ZM119 237V236H118ZM123 238V237H122ZM8 239H9V236H8ZM87 239V238H86ZM113 239H115V238H113ZM48 240V239H47ZM88 240H89V236H88ZM7 241V240H6ZM13 241H19L17 244L19 245V250L16 252V255L14 254L13 256H12V258L14 259V261H19V260H21L22 258H26V254H28L29 252H26V246L24 247V243H22L21 241H22V237H20V238H17V239H14ZM49 241V240H48ZM89 241H91V240H89ZM114 241V240H113ZM45 242V241H44ZM47 242V241H46ZM45 242V243H46ZM59 242H61V241H59ZM92 242V241H91ZM115 242H117V241H115ZM31 243V242H30ZM5 244V243H4ZM16 244V245H17ZM32 244V243H31ZM8 245V244H7ZM95 245V244H94ZM97 245V244H96ZM31 246V245H30ZM32 247V246H31ZM12 248H14V246H12ZM35 248V247H34ZM99 248V247H98ZM101 248V247H100ZM99 248V249H100ZM8 250V249H7ZM13 250V249H12ZM29 250V249H28ZM36 250V249H35ZM45 250H46V248H45ZM196 250V249H195ZM33 251V250H32ZM32 251L30 252V253H32ZM52 251H53V249H52ZM51 251V252H52ZM206 251V250H205ZM46 252H47V250H46ZM45 252V253H46ZM12 254H13V252H12ZM34 254V253H33ZM36 254V253H35ZM52 254V253H51ZM10 256V257H11ZM202 256V255H201ZM33 257V256H32ZM48 257H50V256H48ZM48 257H47V259H48ZM218 257V256H217ZM51 258V257H50ZM13 259H12V261H13ZM44 259H46V258H44ZM29 260V259H28ZM32 260V259H31ZM203 260V259H202ZM213 260V259H212ZM49 261V260H48ZM206 261V260H205ZM211 261V260H210ZM25 262V261H24ZM31 262V261H30ZM214 262V261H213ZM53 263H54V261H53ZM193 263V262H192ZM212 263V262H211ZM27 264V263H26ZM199 264V263H198Z\"/></svg>",
	"mask_w": 264,
	"mask_h": 264
}]
</instances>
